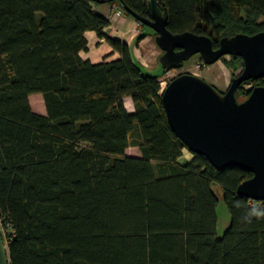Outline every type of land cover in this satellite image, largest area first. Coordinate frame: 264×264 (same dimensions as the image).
<instances>
[{"label":"trees","instance_id":"trees-1","mask_svg":"<svg viewBox=\"0 0 264 264\" xmlns=\"http://www.w3.org/2000/svg\"><path fill=\"white\" fill-rule=\"evenodd\" d=\"M149 2L106 1L150 18ZM94 4L0 0V218L10 264H264V200L237 193L253 174L218 170L197 154L182 160L160 75L103 32L110 20ZM158 4L171 32L208 35L215 48L264 31V0ZM87 31L121 57L83 60ZM246 83L264 86V77ZM34 94L46 114L32 109ZM130 147L140 156L126 154ZM220 194L231 215L222 236Z\"/></svg>","mask_w":264,"mask_h":264},{"label":"water","instance_id":"water-1","mask_svg":"<svg viewBox=\"0 0 264 264\" xmlns=\"http://www.w3.org/2000/svg\"><path fill=\"white\" fill-rule=\"evenodd\" d=\"M93 1L105 4L107 0ZM123 7L138 22L154 30L156 43L163 51L159 61L168 72L182 68L197 54L207 65L225 55L243 58L244 68L226 92H220L200 76L183 73L167 84L162 101L172 130L191 153L206 157L218 170L235 167L252 173L251 178L240 183L237 193L263 201L264 86H255L243 101H238L237 94L244 82L264 77V31L224 37L215 48L208 35L171 32L167 28L168 11L161 10L158 0L149 2L150 18ZM0 264H10L1 229Z\"/></svg>","mask_w":264,"mask_h":264},{"label":"crops","instance_id":"crops-1","mask_svg":"<svg viewBox=\"0 0 264 264\" xmlns=\"http://www.w3.org/2000/svg\"><path fill=\"white\" fill-rule=\"evenodd\" d=\"M93 8L97 13L108 17L110 20L109 26L105 27L103 32L112 38L119 39L130 45L132 47L133 54L140 65L145 69V71L154 74V72H156L159 68L158 61L161 56L159 55V57H155L154 55V46L156 43L155 36L151 33H146V36L137 44L136 38L141 33L144 34L145 32H141V23L134 17L126 13L122 15H113L111 3L97 4V6L93 5ZM85 36L88 41V49L87 51L80 52V56L83 60H89L92 63L97 64L105 60H117L121 57L105 38L99 37L97 32L87 31ZM124 103L129 112H133L135 110L133 100L130 97H125ZM37 113L46 114V108L45 112ZM126 154L130 156H140V151L137 150L136 147H130L126 150ZM193 157L194 155L192 154L191 157H188L186 154L182 160L190 161Z\"/></svg>","mask_w":264,"mask_h":264},{"label":"rangeland","instance_id":"rangeland-1","mask_svg":"<svg viewBox=\"0 0 264 264\" xmlns=\"http://www.w3.org/2000/svg\"><path fill=\"white\" fill-rule=\"evenodd\" d=\"M94 5L97 6V4H94ZM124 13L128 14L126 11ZM142 31L145 33L152 34V32H150L149 30L147 29L145 30V28L141 24V32ZM154 49H155L154 50L155 57H159V55L163 54V51L161 50V48H159V46L156 43H155ZM243 62L241 61V59L234 58L233 55H225L218 62L212 65H207L204 63L201 55L197 54V55H194L189 61L185 62L182 68L173 69L167 73L165 72L163 73L161 63L160 61H158L159 68L156 72H154V74L160 75V81L161 83H163L164 87L174 77L180 74H183V73H192L194 75L204 78L206 81L213 84L218 90L226 92L231 84L232 79L238 76L242 72L244 68ZM253 86H256V85L253 83L243 84L242 86L243 88L240 90L241 95H239L238 101L245 100L246 93H243V92H245V90L252 89ZM30 104L34 111L45 112V103H44V98L42 94L31 95ZM137 150L139 149L137 148ZM186 154L188 155V157H191V154L193 155V153H191L189 150L185 151V155ZM217 215H218L217 234L219 236H222L231 221V215L227 208V205L225 204L222 198V194H220V202L217 207ZM0 229H1V233L3 234V236H7L8 234L7 228L4 226L2 218H0Z\"/></svg>","mask_w":264,"mask_h":264},{"label":"built area","instance_id":"built-area-1","mask_svg":"<svg viewBox=\"0 0 264 264\" xmlns=\"http://www.w3.org/2000/svg\"><path fill=\"white\" fill-rule=\"evenodd\" d=\"M112 7H113L112 8L113 15H122L125 12L120 4L114 3ZM161 86H162L161 91L163 92L167 85L164 87L163 83H161ZM185 151H188V149L186 148L184 149V155H185Z\"/></svg>","mask_w":264,"mask_h":264},{"label":"flooded vegetation","instance_id":"flooded-vegetation-1","mask_svg":"<svg viewBox=\"0 0 264 264\" xmlns=\"http://www.w3.org/2000/svg\"><path fill=\"white\" fill-rule=\"evenodd\" d=\"M178 50H180V49H177V51H178ZM189 60H190V59H189ZM189 60H188V61H189ZM185 62H187V61H185ZM185 62H184V64H185ZM219 91H220V90H219ZM220 92H221V91H220ZM222 93H223V92H222Z\"/></svg>","mask_w":264,"mask_h":264}]
</instances>
